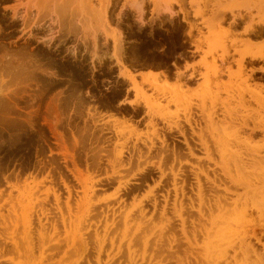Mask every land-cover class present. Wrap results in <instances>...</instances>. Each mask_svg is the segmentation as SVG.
Returning a JSON list of instances; mask_svg holds the SVG:
<instances>
[{"label": "rangeland", "instance_id": "rangeland-1", "mask_svg": "<svg viewBox=\"0 0 264 264\" xmlns=\"http://www.w3.org/2000/svg\"><path fill=\"white\" fill-rule=\"evenodd\" d=\"M21 1L23 2V4H21L22 3ZM26 1H27V5H26ZM33 1L34 0H31V2L29 0H18V1L17 0H0V67H1V69H2V67L3 68L5 67L4 68L5 70L3 69L4 71L3 70H1L2 72L0 71V73H1L0 77L3 75L0 78L1 79V81H0V91H1L0 92V207H1L0 213L4 214L7 221H9V222L5 223L6 221H4L0 217V225H1L0 226V232H2V233H0L1 234V236H0V249L2 250L1 252L3 254V255H1V253H0V256H2L1 257L2 259L0 258V263L1 264H8L10 262L9 264H35V263L36 264H98L97 263L98 253H96V250H98L99 244H102L103 249H102V253L100 256L101 264H128V262L130 263V256H131V258H133L135 263L138 262V264H159V260H161V258L159 257V255L157 254V250L155 249V247H156L155 246L156 245V242H155L156 239L155 238H156V235L158 234V227L162 223V222H160L162 220L160 219L161 215L159 212L161 211V207L163 206L162 204H165V202L163 201L164 196L168 195V199H169L168 216L169 217L173 216L171 212H172V203H173V198H174V192L172 190V185H171L172 181H173L171 171L172 170L174 172L175 171L176 172L182 171V173H184L185 175L188 176L189 168L198 171L197 167L198 168L203 167V169H205V168H207V164H208V166H211L212 168H214L213 164L210 165L207 162V160L205 158V154L200 153L198 151L195 153V155H196L195 157H190L189 155L177 153V152L175 153V156L173 154L171 155L170 153L172 151L170 150V145H169L170 137L174 136V135L175 136L177 135V137H178V135H180L181 131L184 132V135H187L188 128L190 126L192 128V131H194V132L199 131L198 133H193L194 135H196L193 137H195V139L198 142L200 140L201 145H202L203 141L209 142V144L213 145L214 141H213L212 137H215V136H216V138L218 137L217 134H219V133H217V131H220V130H218V127L222 129V131H220V132H223L224 127L227 125V127H226L227 133H230L234 129L233 126L237 125V123L235 124L234 122H236V120H237L236 118L239 117V116L237 117V114L234 113L235 109L236 110L238 109L237 112L239 111V107H238L239 103L237 102V100H238L237 91L234 89V92L232 93L233 95L235 94L234 100L233 99L230 100V102L234 103V104L230 103V105L232 104L231 107L232 106L234 107V110H232L231 117H228L226 119L232 120V118H233L235 120H233L231 122L229 120L227 122L226 119H224L227 116H225L223 118V116H224L223 112H222L223 109H221V106H219V105H221V99H223V97L227 94L225 93V95H224V93L222 91H220L221 89H219V86H218V85H220L219 82L222 84L224 83L226 85L227 84L230 85L232 83L230 86L233 85V88H235L236 86L240 87V84H241V87H244V86L246 87V85H249L250 87H252V86L256 87V86H254L255 82H258V83L261 82L262 84L264 83V74L262 72L258 73V71H257L254 74L250 73L251 68H253L255 66V65H253V63H246V66H247L245 69L246 72H243V75L245 73L244 78L248 74L253 75V78L248 80V83H250V84L245 83L243 81V79H244L243 77L241 78L242 80L232 78V79H230L232 81H230L229 77L227 79V76H224V75L221 76L222 78L221 77L215 78L212 76V78H211L212 81L209 85L211 87L210 88L211 93H213L211 95V97L213 98L215 93L218 94L217 98L214 97L215 103L216 102L217 103L214 104V109L212 110L211 109L212 104L210 102L211 100L208 97V96H210V93L207 95L204 94V91L206 90V87H205L206 79L203 76V74L206 73L208 70L204 66L205 64L202 62V59L205 56L204 52L208 51L209 46L207 45V43H206L207 41L203 37L205 36V34L209 35L210 32H209V29H207L205 27V25H203V22H204V20H207V19L214 20L211 17L214 18L215 15L217 16V17L215 16L216 19L217 18L220 19L219 17H221L223 15L222 22L220 23V25H222V27H219L218 30H217V28H214L213 30L211 29L212 33H210V34H211L212 38H214L215 35H213V34L215 32H217L215 34H217L218 37H222V38L226 37V38H223V40L225 41V43L227 44V46L229 48V57H228L229 62H226L221 67L226 68L227 65L230 66V64H231L232 70L236 71V69H238V66L236 65V62H234V61H236V59H238L240 57L239 51L241 52V51H245V50L249 49L248 45L245 43V40H244L245 38L246 39L250 38V39L256 41L255 43L257 44L258 49L261 48L262 46H264V34H261L259 31L258 32L257 31L256 32L251 31V33L247 34L244 32L245 27H243V26H245V24H247L246 26H249L250 23L248 24V22H251L253 15H255V13L258 14V12H257L258 6L257 5H260L261 4L260 2L261 1L263 2L264 0H261V1L260 0H255V1L243 0L244 2L242 0H237V1L236 0H231V1L230 0H228V1L227 0H223V1L221 0L220 1L221 3H219V4L217 3L218 1L214 2V0H192L193 1L192 5H190L191 0H183L182 6H178V5H174V4L172 5V10L175 13L177 11L176 15H174L173 17L169 14L162 13L163 11H159L158 9H155V7H158V6L153 7L155 4L152 5L151 0H144V1L139 0L140 3L142 2L143 10H145L144 13H142L141 15L139 13H137L138 11H136V9L133 8V7H136V3H139L138 0H111V5H110V8L108 9V19H109V22L111 23V25L116 30L113 27L111 28L108 26L109 27L108 28L109 33L112 32L110 34L111 37L109 35L110 38L106 36V34L104 33V31L102 29V23L104 21L102 20V22H100L99 21L100 18L94 14H93L94 15L93 16L92 13L89 12L88 9H87L88 11L86 12V10H85L86 7L84 5L86 3V1L84 4H82L83 0H81V1L74 0V2H73L74 8H73V6L71 7V5H73V4H72V2H70V0L69 1L67 0V2L65 1L66 3L64 1L61 2V0H58L59 1L58 3L56 1H51L52 2L51 3L50 0H49L50 3L47 2L48 0H38V3H36L37 0H35L36 2L35 1L33 2ZM98 1L99 0H92V4L95 5L94 7L96 9H97V7L98 8L100 7V4H98L99 3ZM158 1L161 2V0H158ZM196 1L198 4H194V3H196ZM229 1H230V3H229ZM245 1L248 3H246ZM251 1H252L251 4L254 5L255 2L257 4L254 6V8L252 9V13L250 14L252 17H250L249 13L246 15L245 10H242V9L239 10V8H240L239 6L241 5V3H242L243 7H246L248 4L250 5L249 2H251ZM29 2H30V5H29ZM32 2H33V4H31ZM54 2H55V4H54ZM132 2L135 5L133 7H131ZM188 2H190V4ZM199 2H200V4H199ZM47 3L49 5V7H47ZM56 3H57V6L58 5L60 6V4H61V7H62V5L64 6L63 3H65L66 8H68V6H69L68 4H70L69 8H71V9H65L63 7V12H65V11L66 12L61 13L62 12L61 7H60L61 9L60 8L57 9V6H53V4L56 5ZM224 3H226V6L222 7L224 5ZM235 3H237L239 8L237 6H234ZM45 4H46V7H45ZM216 4H217V7H214V6H216ZM28 5L30 6V8L33 6L32 7L33 9L32 8L27 9ZM78 5H80V6L78 7ZM97 5H99V6H97ZM218 5L221 7V8L219 7V9H218V11L220 10L219 12L217 11ZM261 5L259 6L260 13L264 11V8L262 7L264 4L262 6ZM16 6L18 7V9ZM20 6H22V7H20ZM38 6H40V7H38ZM41 6H42V8H41ZM163 6H165V5H163ZM200 6H201V8H200ZM230 6L234 9V13H235L236 17L234 15L232 16V14L228 13V12L222 14L223 12H221V11H223L224 8H226V10L228 8H231ZM15 7L17 10L15 9ZM210 7H211V10H210ZM234 7L235 8L237 7L238 9H235ZM243 7H241V8H243ZM44 8H48L47 10H48V13L51 14L50 16L48 13H44L45 11H47ZM153 8H154V11H152ZM203 8L206 10H203L202 16H195L194 17L195 11L198 9L202 10ZM213 8H214V11H213ZM13 9L17 14L15 12H13ZM36 9L42 10L43 14H42V11L40 12L41 13L40 14L38 12L39 10L37 11ZM73 9H75V11H73ZM221 9H223V10H221ZM49 10H51V11H49ZM137 10H138V8H137ZM23 11H24V13H23L24 16L22 14ZM52 11L56 12L57 15H56V13L52 14L53 13ZM71 11H73V12H71ZM211 11L214 12L213 15H210L212 13ZM32 12H33V14H32ZM74 12H75V15H77L76 17L74 15ZM76 12H78V13H76ZM182 12H183V14H182ZM216 12H218V14H215ZM239 12H240V15H243V18L240 17V15L238 14ZM35 13H36V15H35ZM38 13H39V15H38ZM18 14H19V16H17ZM21 14H22V17H21ZM46 14H47V16H46ZM70 14H72L74 16L72 17V15L70 16ZM78 14L79 15L81 14L80 16H81L82 21L86 20V23H84V24L82 23V24L84 26L86 24L87 27L89 26L88 27L89 31L87 30V27L80 25L81 22H79V24H78V21H76V20L80 19V16H78ZM82 14L84 17L88 14V16L85 17L86 19H84ZM262 14L261 15L264 17V12ZM26 15H30V17L31 16L32 17L30 18L29 16H26ZM157 15H158V17H157ZM37 16H39V17H37ZM56 16H57V19L59 18L58 19L59 21H57V19H55ZM139 16L140 17L142 16L141 20H143V21H141L139 19L140 18ZM25 17H26V19H25ZM47 17H48V19H46ZM50 17H52V18L49 19ZM70 17H72V18H70ZM95 17H97L98 19H96ZM27 18H29L30 22H28ZM41 18H44V19L42 20ZM233 18H234V21H233ZM253 18L258 20V18L255 16ZM53 19H55L56 21H54ZM74 19L76 22L72 21ZM81 19L79 21H81ZM87 19L89 20L88 23H87ZM22 20H24L25 23H27V24L29 23V26L27 27V24L24 25L25 23ZM49 20H52V21H49ZM231 20H232V22H231ZM41 22H42V24H41ZM76 23H77V25H76ZM191 23L197 25L198 29L194 28L191 30ZM35 24H37V25L34 26ZM93 24H94V26H93ZM189 24H190V26H189ZM80 26L81 27L83 26V28H81V30H80ZM97 26H100V27H98V29L101 28L100 31L98 29H96ZM223 26L225 28L226 27L227 28L225 29ZM93 27H96V28H93ZM110 28L113 30H111ZM189 28H190V34H189ZM199 28H201V29L199 30ZM256 28L258 29V27H256ZM49 29H50V31H49ZM51 29H53V30H51ZM94 29H95V31H94ZM223 29H225V31L228 29L227 34H225V31ZM229 29H230L232 34L234 31L233 35L230 34ZM242 29H243L244 33L242 32ZM57 30H58V32H57ZM84 30H86V32H88V33L90 32V30H92L90 32V34L94 33V32H95V34L97 33L96 38H93L95 36L94 34H92V36H90V34H87ZM115 31H117V32H115ZM228 31H229V33H228ZM52 32L54 33V35L53 34L51 35ZM66 32L67 33L69 32V33L67 34ZM83 32H85L86 34ZM119 32L121 33V40L120 41L122 43L121 57H122L123 62L129 68H131L134 72H136V70H138V69L153 70L155 68H160L164 72L163 74H164L165 80H162L164 82V84H165V82H167V84L170 85L169 87H172V85H173V87L178 85L177 90L179 88L182 90L183 89L182 86L186 87L182 90V91H184L185 97H186V94L189 93V91L191 93L194 92L193 94L187 95V96H189L187 98L189 99V101L191 103V105H190L191 112H190L189 108L185 109L184 105H180L178 107L174 104H169L166 109H164V107H163V109L158 108L159 111L156 109L160 113H166V112L173 113V115H171L172 118L169 116L170 118L168 117L169 119L167 118L168 119L167 121H169L170 123H173L175 125L179 122L177 125H180L182 127L179 126L178 129H175L176 127L172 126L171 131H170V129H168L170 126L167 123H165L160 117H158L157 112H154V114H156L155 116L154 115L152 116V114H149V116H148V113H144V112H147L148 109L146 107H144V105H142L143 104L142 98L136 96L135 92L130 89L131 87H129V85H128V80H126V79L122 78L120 75H118V73L120 71L118 69L119 66L115 62L116 59L113 57L114 48L112 45H114L113 44V42H114L113 36H117ZM56 33H57V35H56ZM47 34H49V35H48V38L46 39ZM78 34H79V37L77 36ZM86 35H88L90 38ZM104 35L106 36L107 41L105 40ZM42 36L45 37V39ZM236 36H238V37L236 38ZM51 37H53V38L51 39ZM229 37H232V39ZM94 39H96V42H97V49H94V47H93L94 41H92V40H94ZM111 39L113 40V42ZM230 39H231V41H230ZM82 40H83V42H82ZM234 40H236V42ZM241 40H243V41H241ZM197 41H199V44H201L202 51H196V46H194V45ZM229 43L231 44V46L229 45ZM84 44H85V46H84ZM259 46H261V47H259ZM232 47H234V48L232 49ZM252 49H255V48L253 47ZM188 50H195L196 52L193 54H190V53H188ZM236 50H238V51H236ZM91 51L95 54L94 56H92L93 54L91 53ZM96 53H98L99 55L97 56ZM220 54H222V52L220 50H217V51L214 50L213 54L207 56V58H206L207 62H209L208 64H210L213 59H215L217 63L222 64V61L220 60V57H221ZM14 55L20 56L19 58L17 57L18 60H12V58H13L12 56H14ZM101 55L102 56L104 55V56L102 57ZM107 55H110V56H107ZM179 55L183 56L185 60L177 59L176 57ZM190 55H193V57H190ZM10 57H12V58H10ZM198 58H199V61H196V59H198ZM7 59L9 60V64H6V63H8ZM13 59H15V57ZM23 59L25 62L24 64L26 65L27 68H24L25 66L23 64ZM10 61H11V63H10ZM16 61L22 62V65H20L21 63H19V62H17V63H19L17 65L24 66V67H17V65L15 66ZM26 61H28V62H26ZM191 61H193V63H190ZM29 62H31L30 65H28ZM182 62H185L186 66L187 65L189 66L188 68L186 67V69H190V68L193 69V72L191 74H194V76L192 78L190 77L191 74L188 78H186V76H184V74L181 72V70H179V68L181 69V63ZM171 63L174 64V66H172V67L178 66V68L176 67L178 70V79H177L176 83H174V84L171 83L172 78L169 75ZM7 65H10V66H7ZM11 66L15 67V68H19L20 72L23 71V68H24V71L21 72V74H20L18 69H17L18 71L14 70L15 68L13 69ZM35 66H37L36 68L44 69V71L42 70L43 73H41L42 72L41 70H40L41 72L36 71L34 68ZM256 66H259V64H257ZM10 67L12 68V71L14 70L13 73L11 72ZM31 67L34 70L29 69ZM6 68H8L9 70ZM247 68H249V69H247ZM6 70H7V72H6ZM25 70H27V73H28L27 76H26L27 73H25L26 72ZM47 72H49V73H47ZM50 72L53 73V75ZM30 73H31V75H30ZM55 73H56V75H55ZM48 74H50V75H48ZM197 75H199V84L197 86L193 87L194 86L193 82H194V80H196L195 78L197 77ZM165 76H166V78H165ZM4 78H6V79H4ZM219 78H221V80L222 79L223 80L222 81H216V80H219ZM147 79H149L150 82H148L149 80L147 81L145 78V79H143V81H141V83L142 82L144 83V85H143V83L142 84L140 83L141 86L145 90L147 89L146 92L149 95L154 94V93L156 94L157 91L154 89V87L152 88L153 84H151L153 81L152 80L153 78L147 77ZM136 80L138 82H140L137 78H136ZM156 81L159 84L162 83L160 85H164L163 82H160L161 79H159V77H157ZM224 81H226V82H224ZM228 82H230V83H228ZM252 82H253V84H252ZM181 84H182V86H181ZM212 84L215 87H213ZM234 84L236 86H234ZM147 85H148V87H147ZM179 85H180V87H179ZM201 85H203L204 87ZM230 86H228V87H230ZM220 87H224V86L220 85ZM215 88H217V89H215ZM186 89H188V90H186ZM263 89H264V87H262V90ZM175 90H176V88H175ZM153 91H155V92H153ZM186 91L188 93H186ZM218 91L220 94L218 93ZM132 93L135 94V99L128 101V104L131 105V107L129 109L122 107L121 101L127 100L132 95ZM158 93L156 94V96H155V94L153 95L156 97V100L162 106H163L164 102H165V104H167V102L170 100V94L166 93L167 96L164 97L166 99L165 100L164 98H162L163 94L159 93L160 94L159 95ZM202 95H203V98L205 95L206 100L202 99V97H201ZM8 96L10 99L8 98ZM172 96H174L173 99H175V93H172ZM227 96H225L224 98H226ZM74 99H75V101H74ZM161 99H163V100H161ZM218 99L220 101H218ZM202 100L203 101L205 100L204 101L205 103L202 102ZM203 103H204V105L206 104L205 106H207V104H208V106H207L208 110L206 108H204L205 106H203ZM194 104L196 107H194ZM235 104L238 108H236V106H234ZM209 105H211V106H209ZM215 105H217V107H215ZM246 106H249L251 108V110L253 109V107H254V109L257 107L255 105V103H253V102H250L249 105L246 104ZM199 108L201 109V111H205V109L207 110L206 112H204V115L201 114L203 112H201ZM250 108H249V110H250ZM95 110H97V111H95ZM219 110H221L220 111L221 113L219 112ZM240 110L241 111H239V114L242 112L243 109H240ZM211 112H213V113H212L211 119H210L208 115ZM243 112H244V110H243ZM206 113H209V114H206ZM145 114H147V115H145ZM213 114H214V116H213ZM234 114L236 117L234 116ZM93 115H95V116H93ZM189 115H190V117H189ZM6 116H9V117H6ZM219 116L222 117L224 120L222 118H220ZM95 117H98L99 119H97V118L94 119ZM148 118L150 119V121L153 120L152 122H154L156 124V132L157 133L155 134V138L153 136L154 135L153 131L151 132V130H153L152 129L153 127L148 125L149 124ZM194 118H195V120H194ZM207 118H209L210 121L207 120ZM215 118H219V120L216 119L218 123H216V120L214 122ZM188 119H189V121H188ZM221 119H222V121H221ZM93 120L94 121L98 120L99 123L95 124ZM115 120H119V122L120 121L121 122L126 121L127 125H129V124L131 125L132 123L133 124L135 123L134 126H137L136 127L137 130L133 131L130 128H125V127H123L124 125L121 122L119 124H118V122H114ZM185 120L187 122H185ZM220 121L222 122L223 126L221 123H219ZM237 121H240V119L238 118ZM110 122H114V124L110 123ZM128 122H130V123H128ZM187 123H190L192 126L190 124L187 125ZM207 123H209V124L212 123V124L207 125ZM224 123H225V125H224ZM230 123H234V124L233 125L231 124V127H230ZM114 125H116V127ZM117 125H119V127ZM198 125L200 127H198ZM212 125H213V127H212ZM217 125H219V126L216 127ZM103 126H105V128ZM195 126H197L198 128ZM111 127H113V129L115 131L112 130ZM202 127H203V130L201 129ZM208 127H209V129H208ZM215 127L217 128L216 130L213 129ZM229 128H232V129H229ZM121 129H123V132L118 133V131ZM200 130H202V131H200ZM207 130H209V131L214 130V131H211V133L209 132L210 133V135H209V133H207L208 132ZM131 131H132V135H130ZM99 132L100 133L102 132V134H99ZM114 132H116V133H114ZM204 132H206V133H204ZM135 133H137V134L135 135ZM161 133H163V134H161ZM199 133H200V135H199ZM212 133L214 135L216 133V135L213 136ZM115 134H117V135L115 136ZM149 134H150V136H149ZM157 135L159 136L158 138H157ZM118 136H120V138ZM203 136H204L205 140L201 139V138H203ZM210 136H211V138H210ZM148 138L153 139V140L155 139L154 140V142H155L154 147H153V149L149 155H147V152L149 151L148 147L151 145H149V142H148L149 139ZM257 138H255L256 140L254 139V143L257 141H258V143L262 142L260 140L261 136L258 138L259 140H257ZM160 139H164L165 144L161 145L163 140H160ZM179 139H182V138L179 137ZM118 140H121V141H118ZM125 141H127V142L124 143ZM95 143H97V144H95ZM101 143H103V145ZM120 143H124L123 147H124L125 156L123 157V163H125V165H127V167H128L129 163L131 162L128 169L121 170L122 174L125 172L124 173L125 175L123 174V178H125V180L124 179H121V180H124L123 182H125V181L129 182L128 186L130 188H133V190L129 191L128 193L125 191H122V192L119 191L118 192V190H122L121 187H118L119 183L117 181V179L119 178V180H120L121 177H118V178L116 177L115 178L116 180H115L112 177L111 167L109 166V164H107L108 159L114 158L112 156V154L114 155V152H113L114 148L119 149L120 145H118V144H120ZM99 144H101V145L98 146ZM116 144H117L118 148H116L117 147ZM143 144H145V145H143ZM136 147H137V149H136ZM197 147H199V146L197 145ZM98 152L102 156V158H101L102 161L99 162L100 165L98 164L99 166L94 161L95 156L97 154H99ZM139 152H141V154L143 156L146 155L144 157H147V158L143 157L144 160H142L139 164V167H143V166L147 167L146 168L147 177L145 179L142 176V174H139L136 171L138 169V163H139V161L137 160L139 158L138 157ZM65 153H67V154H65ZM72 157L75 159L76 167L74 166V163L72 161L73 160ZM130 157H131V160H129ZM136 157H137V159H136ZM161 157H164L163 160L160 159ZM154 159H156V160H154ZM157 159L159 160V162ZM197 159H199V160H197ZM146 161H147V163L145 164ZM173 161H174V164H172ZM182 161H184V162L182 163ZM186 161L187 162L189 161V163H187ZM152 162H153V165H152ZM150 163H151V165H150ZM160 163H161V167H162L163 171L166 173V176L164 178L160 177L161 172L158 169V166H159L158 164H160ZM194 165H196V166H194ZM136 166H137V168H136ZM191 166H192V168H191ZM76 168H78V169H76ZM143 168H141V169H143ZM177 169H179V170H177ZM157 170H158V173L154 174V172H156ZM132 171H134V172H132ZM217 171L220 174L221 170L217 169ZM232 173L234 174L233 171H232ZM2 175H3V177H2ZM156 175H158L160 178L156 177ZM185 175L183 176V178H185V181H186L185 197L183 198L184 199L183 201L185 204H188V203H190L188 197H191L195 200V206L198 207V204H197L198 197H196L197 195L195 194V193H197L196 180L193 179V180L188 181V177H186ZM151 176L154 178V180H151V178H150ZM6 177H7V179H6ZM211 177H213V176L211 175ZM77 178H78V180H77ZM79 178H81V180ZM20 179H21V181H20ZM63 180H65V182L67 184H69L70 189L72 190L70 199L68 198L69 195H68L67 191L65 192L66 189L63 188L64 187L63 183H62ZM78 181H80L81 183ZM160 181H161V184L159 187H157V184ZM190 181L191 182L194 181V183H191ZM42 182H43V184H42ZM137 183H139V184H137ZM190 183L192 184L191 188H193V192H192V189L189 188ZM37 184H39V185H37ZM83 184H84V186L85 185L86 186L84 187ZM93 184L95 186H97V189L95 190L94 193L90 194V191L87 192L88 190H86V189L91 188ZM10 185H15L18 188V190L10 188ZM87 186H88V188H87ZM39 187H41V188H39ZM49 188H50V190H49ZM84 188H86V189H84ZM46 189L48 192L46 191ZM31 190H32V194H33L32 198H33V196H34V198L32 199V201L30 203L31 205H30V204H28L27 198L18 197V195H20V194L25 195V194H27L28 191H31ZM53 190H55V191H53ZM167 190H169V193ZM232 191L233 192L236 191L235 193H237L238 191L239 192L243 191V189H240V188L239 189H232ZM10 192L12 193L13 198L15 197L14 199H9L10 198L9 197ZM41 192H42V194H41ZM239 192H238V194L243 193V192H240V193ZM38 193H39V195H37ZM52 193L56 194L60 198V203H61L60 207L62 209L61 212L59 210H57V205H56L57 203L55 202V198H54ZM86 193L90 194V197H89L90 201H86V200H89V199H87V196H85ZM161 194L162 195L164 194V196H162ZM133 195H134V197H133ZM38 196H39V198H38ZM229 196H231L233 198L236 197L235 194H232ZM35 197L38 198V200H40V201H43L44 199H46L45 206H44V202L37 201V199ZM42 197H43V199H42ZM44 197H46V198H44ZM131 198H132V200H131ZM67 199L70 200V207H68L65 203L67 201ZM103 200H104V202H103ZM156 200L158 201L159 206H158L157 211L154 212V208H153L152 204ZM11 201H12V203H11ZM86 202L87 203L90 202V203H88L87 206H84V204ZM41 203L43 205V211H45V212L41 211L39 208V206H41ZM80 204H81V206H80ZM133 204H134V206H133ZM206 204H207V200H206ZM33 205H34L33 212H36V214L33 217V221H34L33 226L31 228H26L28 226L24 225L23 218H22L24 215L23 212L26 211L27 209L30 210ZM110 205H111V207H113V209L115 207L114 210L117 212L116 218L118 220L115 221V225H114L115 227L112 226L114 228L111 227L107 232L106 221L103 217H102L103 219L101 218V210H102V208L104 210L107 206H110ZM122 205H124V206L122 207ZM119 206L122 207V209L119 208ZM206 206L203 207V210L205 211V216L207 218L205 217L206 220L202 219L201 222L202 221L205 222V223H203L206 225V226L204 225V227H206V229L210 230L211 225L208 222L209 218H211V215L212 216H214V214L217 215V212H215V213L213 212L214 214L209 213V215H210L209 216ZM12 207L15 208V211L17 213L12 212V210H13ZM78 207H79V209H78ZM44 208H46V209H44ZM87 209H89V210H87ZM125 210L127 211V213L131 212L130 213L131 217L130 216L128 217L129 221L125 218L127 215V213H125L126 212ZM139 210H140V212L142 210H147L145 213V217L146 216L147 217L146 218L144 217V220L142 218L143 217L142 215L138 216L139 214H141L140 212H138ZM9 211H10V214H9ZM40 211H41V214L39 213ZM11 212H12V214H11ZM120 213H122V215H123V213H125V214H124V216H122ZM7 214L12 215L11 218ZM6 215L8 217H6ZM119 215H120V217H119ZM111 216L112 215L110 214L108 222H110L112 220ZM133 217H135L136 219ZM138 217H140V219L142 218V220H141L142 224H141V222H139L140 219H137ZM197 217H198L197 214L194 213L193 216L190 217V219L192 218V219H194V221H197L198 223H200L197 220L198 219ZM78 218L80 219V221ZM99 218H101L102 220L100 219L101 220L100 221ZM130 218L134 219L133 220L134 223H133V221H131ZM149 218H151V219L149 220ZM38 219H40L42 226H45V230H43L44 233H43V231H41L39 229ZM125 219L127 220V222H125ZM122 220H123V223H122ZM163 220H166V219H163ZM15 221L17 223H15V226H13ZM63 221H65V223H63ZM130 221H131V223H130ZM146 221H147V223H146ZM149 221H150V223H149ZM80 222H82V224H79ZM100 222H101V224H100ZM104 222H105V224H104ZM154 222H155V224H153ZM163 222H165V221H163ZM128 223H130V224H128ZM143 223H144V225H143ZM151 223L153 226L149 227V226H151L150 225ZM159 223H160V225H158ZM198 223L193 225L192 222H190V221L188 222L187 230L189 229V237L190 238L192 236L190 234L193 232L192 230L196 229L195 231H199V230L204 229V227H200V225L198 226L197 225ZM126 224H128L129 226ZM134 224H135V227H133ZM156 224H157V226H156ZM140 225H142L141 228H140ZM145 225H146V228H145ZM75 226H77L78 229ZM103 226H105V227H103ZM154 226L156 228H154ZM192 226L194 229L192 228ZM6 227L10 230H7ZM80 227L82 229H80ZM122 227H123V229L121 230ZM129 227L133 231L131 229L129 231ZM48 228H49V230H48ZM75 228L77 230L80 229V231L84 233L85 238L88 242V247H87L88 250H87V252H85V254L83 252L81 253V251H83L82 249L79 252V250H80L79 247L81 246V248H84V247H82L83 245H79L80 243H79V241L77 242V240H75V237L73 239V235H74V233H76ZM150 228L152 230H150ZM153 228H154V230H153ZM179 228H180V226H179ZM190 228L192 230H190ZM30 229H31V232H30ZM141 229L145 230V232H146V234H148V236ZM14 230L16 232H13ZM120 230H121V235H119ZM139 230H140V232H139ZM148 230H150L151 232L149 233ZM45 231L47 232V235H45V233H46ZM211 231H209L210 236L213 235V233ZM29 232L32 233L31 235L29 234L31 237L27 236ZM97 232H98V234H100L102 236V237L98 236L99 240H97L96 235L94 234ZM105 232L107 234H105ZM136 232H138V233L135 235ZM9 233H11V234H9ZM24 234H26V235H24ZM49 234L51 237L49 236ZM142 234H144L145 237H143L144 235H142ZM169 234L171 235L172 233L170 231H166L165 239H164L165 253L167 252L166 249L169 247L168 242L170 241V238H171V236ZM14 235H15V237H14ZM38 235H39V237H38ZM127 235L129 238L127 237ZM166 236H167V238H166ZM177 236L179 238H181V240L184 241V243H186L185 240H183L185 238L183 237L180 229L177 233ZM5 237H7V238L10 237V238H12V240L10 238L7 239ZM42 237L46 240H44ZM53 237H54V239H53ZM146 237H148L150 239V240H148V242H149L148 246H145V243L143 240V239H146ZM206 237H207L206 235L203 237L201 235H199L198 243L203 242V241L205 242V240H203V239H205ZM30 238H32L34 241V242H32V245L34 244L32 250H30L31 248H29L32 246V245L30 246V242H31ZM23 239L25 240L26 243L24 242ZM36 239H39L40 241L42 240L43 243L45 241L46 242L48 241V242L44 243L46 245L45 246V245H43L42 242L40 243L38 240V242L40 244V245L39 244L38 245L40 246L39 248L41 249V250H39L38 246H37L38 242L36 241ZM50 239H53V240H50ZM67 239H68V241H67ZM101 239L104 241H102ZM141 239H142V241H141ZM99 241H100V243H99ZM105 241H106V243H104ZM204 242L202 244L201 243L199 244V246H198L200 249L199 251H202V249L204 247V246L202 247V245H204ZM97 243H98V246H97ZM17 244H19L20 246L19 245L17 246ZM41 245H43V246H41ZM55 245H57V246H55ZM22 246H23V248H22ZM75 246H77L78 248ZM184 246L187 247L186 244H184ZM24 247L26 248V250ZM41 247H43V248H41ZM48 247H49V249H48ZM14 248H16V249L14 250ZM62 248L65 249L66 251L63 250ZM73 248H76V249H73ZM27 249H28V251H27ZM37 249H38V251H37ZM44 249H46V250H44ZM77 249H79V250H77ZM16 250H17V252H16ZM48 250L51 252H49ZM62 250H63V253H62ZM67 250H69V251L72 250V251L70 254H68L69 251H67ZM75 250H76V257L74 256ZM25 251H26V253L24 254ZM32 251H33V253H32ZM45 251H46V253L43 254V252H45ZM118 252H120V253L118 254ZM52 253H53V255H52ZM78 253H80L79 254L80 256L77 255ZM108 255L113 257V258L109 257ZM3 256H5V257L3 258ZM25 256H26V258H25ZM27 256H29V257H27ZM30 256H31V258H30ZM36 256H37L38 260L36 259ZM39 256L41 258H43L44 260L41 259ZM45 256H46V258H45ZM144 257H145V259H144ZM156 258H157V260H156ZM106 262H108V263H106Z\"/></svg>", "mask_w": 264, "mask_h": 264}, {"label": "bare ground", "instance_id": "bare-ground-1", "mask_svg": "<svg viewBox=\"0 0 264 264\" xmlns=\"http://www.w3.org/2000/svg\"><path fill=\"white\" fill-rule=\"evenodd\" d=\"M18 1V0H17ZM30 2H31V0H29ZM35 1V0H34ZM33 1V2H34ZM51 1H56L57 3L59 2L58 0H50V2ZM67 2V0H61V2ZM69 1V0H68ZM79 1H81V0H79ZM85 1H86V3H85ZM144 1V0H143ZM152 1V5H154L153 7H155V6H158V7H155V9H158L159 11H163L162 13H164V14H169V15H171L172 17L174 16V15H176V13H177V11H176V13L172 10V5L174 4V5H178V6H182L183 5V0H161V2H159L158 0L156 1V0H151ZM215 1H218L217 3L219 4V3H221L220 1L221 0H214V2ZM223 1V0H222ZM228 1V0H227ZM231 1V0H230ZM230 1H229V3H230ZM237 1V0H236ZM235 1V2H236ZM243 1V0H242ZM253 1H255V0H253ZM261 1V0H260ZM22 2V1H21ZM20 2V3H21ZM30 2H29V5H30ZM33 2L31 3V4H33ZM36 2V1H35ZM48 3H50L49 2V0L47 1ZM60 2V3H61ZM65 2V3H66ZM70 2H72V4H73V2H74V0L72 1V0H70ZM69 2V3H70ZM99 3L98 4H100V7L98 8L97 6H99V5H97L96 7H97V9L94 7L95 5L94 4H92V0H83V2H82V4H84L85 5V10H86V12L89 10V12H91L92 13V15L94 14V15H96L97 17H99L100 19H99V21L100 22H102V20L105 22H103L102 23V29H103V31H104V33L106 34V36L107 37H109V35L112 33H109V27H113L112 25H111V23L109 22V19H108V9L110 8V5H111V0H99L98 1ZM134 2V1H133ZM131 3V7H133V6H135L134 5V3ZM137 2V1H136ZM138 2H139V0H138ZM190 2H191V4H190ZM190 2H188L190 5H192L193 4V1L191 0ZM201 2V1H200ZM200 2H199V4H200ZM203 2V1H202ZM205 2V1H204ZM213 2V1H212ZM225 2V1H224ZM244 2V1H243ZM246 2V1H245ZM264 2V1H263ZM262 1L260 2L261 4L263 3ZM36 3H38V0H37V2ZM48 3H47V7H49V5H48ZM52 3V2H51ZM57 3H56V5H54L55 4V2H54V4H53V6H57ZM65 3H63L64 4V6L62 5V7H61V4H60V6L58 5L57 6V9L58 8H60L61 9V13H65V12H63V7L65 8V9H71V8H69L70 7V4H68L69 6H68V8H66L65 7ZM79 3V2H78ZM77 3V4H78ZM246 3H248V2H246ZM245 3V4H246ZM250 3V7L248 6H246V7H243L242 6V3H241V5L238 7V5H237V3H235V5L234 6H237L238 8H239V10L240 9H242V10H245V12H246V15L249 13V15L252 13V9L254 8V6L255 5H257L256 4V2H255V4L253 5V4H251L252 3V1L251 2H249ZM21 4H23V2L21 3ZM20 4V5H21ZM76 4V3H75ZM194 4H198L197 3V1H196V3H194ZM213 4V3H212ZM240 4V3H239ZM259 4V3H258ZM260 4V5H261ZM264 4V3H263ZM262 4V5H263ZM19 5V4H18ZM26 5H27V1H26ZM25 5V6H26ZM28 5V8L27 9H29L30 8V6ZM38 5V4H37ZM163 5H165V6H163ZM203 5V4H202ZM210 5V4H209ZM253 7H252V6ZM260 5H257L258 6V10H257V12H258V14H256L255 13V15H253V17L255 16V17H257L258 18V20H256V19H254L251 15H250V17H252V19H251V22H248V24H249V26H246L247 24H245V26H243V27H245V33H247V34H249V33H251V31H254V32H260L261 34H264V17L262 16L263 14V8H264V5L261 7L262 9V11L263 12H261L260 13V9H259V6ZM32 6V5H31ZM67 6V5H66ZM73 6V8H74V4L73 5H71V7ZM77 6V5H76ZM80 5H78V7H79ZM212 6V5H211ZM214 6V5H213ZM222 6V5H221ZM224 6H226V3H224V5L222 6V7H224ZM232 6V5H231ZM230 6V7H231ZM245 6V5H244ZM17 7V6H16ZM16 7H15V9H16ZM20 7H22V6H20ZM24 7V6H23ZM33 7V6H32ZM31 7V8H32ZM38 7H40V6H38ZM45 7H46V4H45ZM199 7V6H198ZM214 7H217V4H216V6H214ZM219 5H218V8H217V11H218V9H219ZM235 8V9H238V8ZM241 7H243V8H241ZM30 8V9H31ZM41 8H42V6H41ZM40 8V9H41ZM134 9H136V11H138L137 13H139L140 15L142 14V13H144V11L145 10H143V8H142V2L140 3H136V7H133ZM137 8H138V10H137ZM180 8V7H179ZM200 8H201V6H200ZM221 8V7H220ZM17 9H18V7H17ZM16 9V10H17ZM33 9V8H32ZM44 9H48V8H44ZM88 9V10H87ZM209 9V8H208ZM37 11L39 10V9H36ZM84 10V11H85ZM203 10H206V9H198V10H196L195 11V15H194V17L195 16H202V14H203ZM210 10H211V7H210ZM221 10H223V9H221ZM42 10H39L38 12L40 13ZM49 11H51V10H49ZM70 11V10H69ZM73 11H75V9H73ZM73 11H71V12H73ZM80 11V10H79ZM140 11V12H139ZM152 11H154V8H153V10ZM213 11H214V8H213ZM216 11V10H215ZM220 11V10H219ZM218 11V12H219ZM13 12H15L14 11V9H13ZM53 12V11H52ZM81 12V11H80ZM83 12V11H82ZM85 12V13H86ZM212 12V11H211ZM218 12H216L215 14H218ZM221 12H223L222 14H224V13H226V12H228V13H231L232 14V16L234 15L235 17H236V15H235V13H234V9L231 7V8H228L227 10H226V8H224V10L223 11H221ZM237 12V11H236ZM16 13V12H15ZM14 13V14H15ZM24 13V11L22 12V14ZM37 13V12H36ZM36 13H35V15H36ZM39 13H38V15H39ZM44 13H48V10L47 11H45ZM56 12H53L52 14H55ZM69 13V12H68ZM76 13H78V12H76ZM90 13V14H91ZM152 13V12H151ZM194 13V12H193ZM213 13L214 12H212L210 15H213ZM17 14V13H16ZM15 14V15H16ZM20 14V13H19ZM19 14L17 15V16H19ZM22 14H21V17H22ZM32 14H33V12H32ZM41 14V13H40ZM42 14H43V11H42ZM49 14V13H48ZM59 14V13H58ZM153 14V13H152ZM157 14V13H156ZM182 14H183V12H182ZM214 14V15H215ZM239 15H240V12L238 13ZM254 14V13H253ZM262 14V15H261ZM51 14H49V16H50ZM56 15H57V13H56ZM72 14H70V16H71ZM74 15H75V12H74ZM74 15H72V17L74 16ZM81 15V14H80ZM79 14H78V16H80ZM93 15V16H94ZM13 16V15H12ZM23 16H24V14H23ZM26 16H29L30 17V15H26ZM46 16H47V14H46ZM45 16V17H46ZM48 16V17H49ZM55 16V15H54ZM77 15H75V17H76ZM82 16H83V14H82ZM86 16H88V14L86 15ZM85 16V17H86ZM209 16V15H208ZM216 16V15H215ZM214 16V18L213 17H211L212 19H214V20H211V19H207V20H204V22H203V25H205V27L207 28V29H209V32L210 33H212L211 31L214 29V28H217V30H218V28L219 27H222V25H220V23L222 22V19H223V15L221 16V17H219L220 19H216V17ZM238 16V15H237ZM32 17V16H31ZM30 17V18H31ZM37 17H39V16H37ZM41 17V16H40ZM44 17V18H45ZM48 17L46 18V19H48ZM72 17H70V18H72ZM84 17V16H83ZM84 17V19H86ZM97 17H95L96 19H98ZM140 17V16H139ZM138 17V18H139ZM142 17V16H141ZM139 18L140 20L142 19V18ZM157 17H158V15H157ZM184 17V16H183ZM240 17L241 18H243V15H240ZM44 18H41L42 20L44 19ZM52 17H50L49 19H51ZM93 18V17H92ZM91 18V19H92ZM21 19V18H20ZM25 19H26V17H25ZM28 19V22H30V20H29V18H27ZM55 19H57V16L55 17ZM55 19H53L54 21H56ZM59 19V18H58ZM57 19V21H59ZM78 19V18H77ZM80 19H81V16H80ZM79 19V20H80ZM83 19V20H84ZM183 19V18H182ZM232 19V18H231ZM32 20V19H31ZM70 20V19H69ZM79 20H76V21H78V24H79V22H81V24L80 25H83L84 23H86V20L85 21H82V19H81V21H79ZM93 20V19H92ZM24 23H25V21L24 20H22ZM45 21V20H44ZM49 21H52V20H49ZM53 21V22H54ZM72 21H75V19L74 20H72ZM75 21V22H76ZM97 21V20H96ZM141 21H143V20H141ZM187 21V20H186ZM185 21V22H186ZM233 21H234V18H233ZM250 21V20H249ZM32 22V21H31ZM68 22V21H67ZM89 22V20L87 19V23ZM94 22V21H93ZM230 22V21H229ZM231 22H232V20H231ZM23 23V24H24ZM59 23V22H58ZM83 23V24H82ZM92 23V22H91ZM95 23V22H94ZM144 23V22H143ZM205 23V24H204ZM246 23V22H245ZM27 23H25L24 25H26ZM40 24V23H39ZM41 24H42V22H41ZM40 24V25H41ZM51 24V23H50ZM55 24V23H54ZM100 24V23H99ZM37 24H35L34 26H36ZM47 25V24H46ZM58 25V24H57ZM76 25H77V23H76ZM101 25V24H100ZM29 26V23L27 24V27ZM39 26V25H38ZM84 26V25H83ZM83 26L81 27L80 26V30H81V28H83ZM93 26H94V24H93ZM109 26V27H108ZM189 26H190V24H189ZM26 27V26H25ZM24 27V28H25ZM60 27V26H59ZM58 27V28H59ZM77 27V26H76ZM84 27H87L86 26V24H85V26ZM89 27V26H88ZM88 27H87V30H88ZM98 27H100V26H97V28L96 27H93V28H96V29H98ZM224 27V26H223ZM256 27H258V29L256 28ZM40 28V27H39ZM51 28V27H50ZM92 28V29H93ZM110 28V29H111ZM114 28V27H113ZM194 28H196V29H198V27H197V25H195V24H193V23H191V30L192 29H194ZM225 28V27H224ZM227 28V27H226ZM225 28V29H226ZM257 30H256V29ZM57 29V28H56ZM86 29V28H85ZM100 29L101 28H99L98 30L100 31ZM115 29V28H114ZM201 28H199V30H200ZM212 29V30H211ZM222 29V28H221ZM225 29H223L224 31H225ZM244 29V28H243ZM243 29H242V32H243ZM24 30V29H23ZM51 30H53V29H51ZM60 30V29H59ZM69 30V29H68ZM83 30V29H82ZM111 30H113V29H111ZM116 30V29H115ZM119 30V29H118ZM117 30V31H118ZM216 30V29H215ZM216 30V31H217ZM228 30V29H227ZM227 30L225 31V34H227ZM49 31H50V29H49ZM70 31V30H69ZM85 32H86V30H84ZM89 31V30H88ZM92 30H90V32H91ZM94 31H95V29H94ZM97 31V30H96ZM102 31V32H103ZM117 31H115V32H117ZM120 31V30H119ZM229 31H230V29H229ZM229 31H228V33H229ZM29 32V31H28ZM54 32V31H53ZM51 33V35L53 34L54 35V33ZM57 32H58V30H57ZM75 32V31H74ZM85 32H83V33H85ZM90 32L88 33V32H86L87 34H90ZM187 32V31H186ZM199 32V31H198ZM201 32V31H200ZM215 32V31H214ZM213 32V33H214ZM222 32V31H221ZM237 32V31H236ZM235 32V33H236ZM243 32V33H244ZM62 33V32H61ZM67 33V32H66ZM69 33V32H68ZM67 33V34H68ZM85 33V34H86ZM120 33V32H119ZM118 33V35L117 36H113V38H114V42H113V40H112V42H113V44L114 45H112L113 46V48H114V53H113V57L116 59V63H117V65L119 66V73H118V75H120L122 78H124V79H126V80H128V81H130L131 82V84H132V87L130 88L131 90H133L134 92H135V94H136V96H138V97H140V98H142V100H143V104L142 105H144V107H146L148 110H147V112H144V113H148V116H149V114H152V116L154 115H156V114H154V112H157V114H158V117H160L165 123H167L170 127L168 128V129H170V131H171V127L172 126H174V127H176L175 129H178V127L180 126V125H175V124H173V123H170L169 121H167L170 117H171V115H173V113H171V112H166V113H160V112H158L159 111V109L158 108H162L163 109V107H164V109H166L167 108V106L169 105V104H174V105H176V106H180V105H184V108L185 109H190V105H191V103H190V101H189V99L187 98V97H189V96H187L188 94L190 95V94H193V93H191L190 91H189V93L186 91V93H188V94H186V97H185V94H184V91H182L184 88H186V87H183L182 86V84H181V86H182V90L180 89H178L177 90V86L178 85H176L175 87H173V85H172V87L174 88H172V87H169L170 85L169 84H167V82H165V84H164V82L161 80L160 82H163V84L164 85H160V84H162V83H157V81H156V79H157V77L159 76V74L158 73H153L152 71H150L147 75H146V80L148 81L149 79H147V77H148V75H149V77L150 78H153L152 80V83L151 84H153V86H152V88L154 87V89L157 91L156 92V94L159 92V93H162L163 95H162V98H164V97H166L167 95H166V93H169L170 94V100L167 102V104H165V102H164V104H163V106L156 100V94H155V96H153L154 94H148L147 92H146V90L141 86V84L143 83H141V81L140 82H138L137 80H136V77H135V73H134V71L131 69V68H129L124 62H123V60H122V57H121V49H122V43H121V33L119 34ZM188 33V32H187ZM209 33V35H206L205 34V36L203 37L207 42V45L209 46V49H208V51L207 52H204V54H205V56L203 57V59H202V62L205 64L204 66L207 68V72L206 73H204L203 74V76L205 77V79H206V82H205V87H206V90L204 91V94L205 95H207V94H209L210 93V96H208L209 97V99L211 100H209L210 102H211V104H212V107H211V109L213 110L214 109V104H216L215 103V98L214 97H216L217 98V95L218 94H214V97L212 98L211 97V95L213 94V93H211V90H210V83H211V78H212V76L213 77H215V78H218V77H221V76H227V79H228V77H229V80L230 79H232V78H236V79H241L242 77L244 78V75H245V73H244V75H243V72H246L245 71V69H246V63H253V65H255L253 68H251V70H250V73H252V74H254L255 72H262L263 74H264V46H259V47H261V48H257V44L255 43L256 41H254V40H252V39H250V38H245L244 40H245V43L248 45V47H249V49H247V50H245V51H239V53H240V57L238 58V59H236V61H234V62H236V65L238 66V69H236V71H233L232 70V67H231V64H230V66H228L227 65V67L226 68H222L221 66L222 65H224L226 62H229L228 61V57H229V48H228V46H227V44L225 43V41L223 40V38H226V37H218L217 36V34H215V33H217V32H215L213 35H215L214 36V38H212L211 37V34ZM84 34V35H85ZM92 34H94L95 36L93 37V38H96V34H95V32L94 33H91L90 34V36H92ZM117 34V33H116ZM189 34H190V28H189ZM230 34L231 35H233L234 34V31H233V34L231 33V31H230ZM229 34V35H230ZM238 34V33H237ZM254 34V33H253ZM45 35V34H44ZM48 35L49 34H47V37H46V39L48 38ZM50 35V36H51ZM56 35H57V33H56ZM228 35V36H229ZM49 36V37H50ZM68 36V35H67ZM78 37H79V34L77 35ZM86 36H88V35H86ZM102 36V35H101ZM106 36L104 35V37H105V40H106ZM202 36V35H201ZM43 37V36H42ZM89 37V36H88ZM110 37H111V35H110ZM109 37V38H110ZM235 37V36H234ZM238 36H236V38H237ZM247 37V36H246ZM44 39H45V37H43ZM53 37H51V39H52ZM83 38V37H82ZM85 38V37H84ZM90 38V37H89ZM92 38V39H93ZM228 38V37H227ZM229 38H231L232 39V37H229ZM38 39V38H37ZM43 39V40H44ZM78 39V38H77ZM76 39V40H77ZM202 39V38H201ZM231 39H230V41H231ZM240 39V38H239ZM263 39V38H262ZM41 41V40H40ZM47 41V40H46ZM50 41V40H49ZM81 41V40H80ZM92 41H94V45H93V47H94V49H97V42H96V39H94V40H92ZM107 41V40H106ZM235 42H236V40H234ZM241 41H243V40H241ZM240 41V42H241ZM263 41V40H262ZM51 42V41H50ZM49 42V43H50ZM82 42H83V40H82ZM238 42V41H237ZM261 42V41H260ZM92 43V42H91ZM244 43V42H243ZM242 43V44H243ZM83 44V43H82ZM229 45L231 46V44L229 43ZM244 45V44H243ZM84 46H85V44H84ZM194 46H196V51H202V46H201V44H199V41H197L196 43H195V45ZM255 48V49H252V48ZM74 48V47H73ZM234 47H232V49H233ZM236 48V47H235ZM239 48V47H238ZM93 49V50H94ZM217 51V50H220L221 52H222V54H220L221 55V57H220V60L222 61V64H219V63H217L216 62V60L215 59H213L212 60V62L210 63V64H208L209 62H207V60H206V58H207V56H209V55H212L213 54V51ZM236 51H238V50H236ZM233 52V51H232ZM231 52V53H232ZM91 53L93 54L92 56H94L95 54L91 51ZM235 53V52H234ZM16 55V54H15ZM12 56L13 58L15 57V59H13L12 57H10V58H12V60H18L17 59V57L19 58L20 56ZM96 55L98 56L99 54L98 53H96ZM22 56V55H21ZM24 56V55H23ZM102 56V55H101ZM104 56V55H103ZM102 56V57H103ZM107 56H110V55H107ZM27 58V57H26ZM30 58V57H29ZM92 58V57H91ZM94 58V57H93ZM112 58V57H111ZM235 58V57H234ZM22 59V58H21ZM101 59V58H100ZM8 60V59H7ZM28 60V59H27ZM99 60V59H98ZM185 60V59H184ZM232 61V60H231ZM17 62H19V63H21L20 65H22V62H20V61H16L15 62V66L17 65V64H19V63H17ZM26 62H28V61H26ZM101 62V61H100ZM99 62V63H100ZM10 63H11V61H10ZM25 62H24V59H23V64H24ZM30 63L31 62H29V64L28 65H30ZM233 63V62H232ZM2 64V63H1ZM6 64H9V60H8V63H6ZM27 64V63H26ZM172 64V63H171ZM257 64H259V66H256ZM3 65V64H2ZM14 65V64H13ZM12 65V66H13ZM37 65V64H36ZM174 65V64H173ZM5 66V65H4ZM7 66H10V65H7ZM6 66V67H7ZM11 66V67H12ZM25 66V67H24ZM24 66H19V65H17V67H24V68H27L26 67V65L24 64ZM10 67V68H11ZM37 66H35L34 68H35V70L36 71H39V72H41L42 70L44 71V69H39V68H36ZM39 67V66H38ZM177 68H178V66H176ZM187 68L189 67L188 65L186 66ZM5 68V67H4ZM3 67H2V69H1V67H0V71L1 70H3L4 69ZM9 68V67H8ZM8 68H6V69H8ZM13 69L15 68V67H12ZM12 68H11V72L13 73V71L14 70H19V72H20V69L19 68H15L13 71H12ZM24 68H23V71H24ZM44 68V67H43ZM236 68V67H235ZM29 69H32V67L31 68H29ZM38 69V70H37ZM247 69H249V68H247ZM5 70V69H4ZM3 70V71H4ZM9 70V69H8ZM17 70V71H18ZM22 70V69H21ZM32 70H34V69H32ZM31 70V71H32ZM41 70V71H40ZM150 70V69H149ZM179 70H181L180 68H179ZM185 70V69H184ZM23 71H21V72H23ZM26 72L25 73H27V70H25ZM29 71V70H28ZM43 71L41 72V73H43ZM50 71V70H49ZM148 70H146V72H147ZM2 72V71H1ZM6 72H7V70H6ZM10 72V71H9ZM21 72H20V74H21ZM46 72V71H45ZM160 72V71H159ZM47 73H49V72H47ZM51 73V72H50ZM164 73V72H163ZM163 73L161 72L160 74H162L163 75ZM181 73V72H180ZM1 74V73H0ZM10 74V73H9ZM52 75H53V73H51ZM247 74V73H246ZM252 74H248L244 79H243V81L245 82V83H248V80L249 79H252L253 78V75ZM8 75V74H7ZM18 75V74H17ZM28 75V73L26 74V76ZM30 75H31V73H30ZM46 75V74H45ZM48 75H50V74H48ZM55 75H56V73H55ZM139 75V74H138ZM177 75V74H176ZM3 76V75H2ZM1 76V77H2ZM25 76V75H24ZM25 76V77H26ZM194 76V74H191V78ZM0 77V78H1ZM144 77V76H143ZM148 77V78H149ZM188 77V76H187ZM186 77V78H187ZM198 77V76H197ZM24 78V77H23ZM141 78V77H140ZM165 78H166V76H165ZM174 78H176V77H174ZM222 78V77H221ZM221 78H219V80H216V81H222L221 80ZM3 79V78H2ZM4 79H6V78H4ZM160 79V78H159ZM197 79V78H196ZM142 80V79H141ZM165 80V79H164ZM167 80V79H166ZM180 80V79H179ZM215 80V79H214ZM242 80V79H241ZM0 81H1V79H0ZM3 81V80H2ZM145 81V80H144ZM175 81V80H174ZM174 81H172V83L174 82ZM230 81H232V80H230ZM234 81V80H233ZM236 81V80H235ZM148 82H150V80L148 81ZM176 82V81H175ZM224 82H226V81H224ZM238 82V81H237ZM240 82V81H239ZM254 82V81H253ZM253 82H252V84H253ZM141 83V84H140ZM146 83V82H145ZM178 83V82H177ZM182 83V82H181ZM185 83V82H184ZM183 83V84H184ZM228 83H230V82H228ZM235 83V82H234ZM242 83V82H241ZM244 83V84H245ZM180 84V83H179ZM196 84H197V81H196ZM214 84V83H213ZM212 84V85H213ZM219 84L220 85H223L224 87H220V85H218L219 86V89H221L220 91H222L223 93H224V95H225V93L228 95H225V96H227L226 98H224L223 97V99H221V105H219V106H221V109H223V118L225 117V116H227V117H225L224 119H226V118H228V117H231V115H232V110H234V107L232 108L231 107V105L232 104H234V103H232V102H230V100L231 99H233L234 100V95L232 94L233 92H234V89L237 91V97H238V100H237V102L239 103V111H241L240 109H243L244 110V112H243V110H242V112L239 114V111L237 112V110L235 109L234 111V113L235 114H237V117L240 119V121H237L238 120V118H236L237 120H236V122H234L235 124L237 123V125H235V126H233L234 127V129L232 130V132H230V133H227V125L224 127V129H223V132H220V131H222V129L221 128H219L218 126L219 125H217L216 127H218V130H220V131H217V133H219V134H217L218 135V137L216 138V133H215V135L213 134V136H215V137H212V139H213V145H211V144H209V142H206V141H203V143H202V145H201V148L202 147H204V151H203V153L205 154V158H206V160H207V162L211 165V164H213L214 165V168H212L211 166H208V164H207V168H205V169H203V167H201V168H198L197 167V170L198 171H196V170H194V169H191V174H192V176H193V178L196 180V184H197V193H195L197 196L196 197H198V202H197V204H198V207H196L195 206V200L193 199V198H191V197H188V199H189V201H190V203H188V204H185L184 203V197H185V185H186V181H185V178H183V176L185 175L184 173H182V171H178V172H174L172 169V190H173V192H174V198H173V203H172V217H169L168 216V213H169V211H168V205H169V199H168V195L167 196H164V194L162 195V196H164V202H165V204H162L161 206V211L159 212L160 213V215H161V220L162 221H160V222H162L161 223V225H160V223L158 224V225H160L159 227H158V234L156 235V247H155V249L157 250V254L159 255V257L161 258V260H159V264H264V89L262 90V87H264V83L262 84L261 82L260 83H258V82H255L254 83V86H256V87H250L249 85H246V87L244 86V87H241V84H240V87H237L235 84H234V86H236L235 88H233V85L232 86H230L229 84H222V83H220L219 82ZM238 84V83H237ZM243 84V83H242ZM248 84H250V83H248ZM143 85H144V83H143ZM3 86V85H2ZM189 86V85H188ZM201 86H203V85H201ZM200 86V87H201ZM227 86V87H226ZM228 86H230V87H228ZM145 87V86H144ZM147 87H148V85H147ZM179 87H180V85H179ZM192 87V86H191ZM194 87V86H193ZM204 87V86H203ZM213 87H215L214 85H213ZM175 88H176V90H175ZM149 89V88H148ZM215 89H217V88H215ZM186 90H188V89H186ZM213 90V89H212ZM128 91V90H127ZM1 92V91H0ZM153 92H155V91H153ZM213 92V91H212ZM221 92V93H222ZM158 93V94H159ZM172 93H175V99H173V97L174 96H172ZM218 93H219V91H218ZM4 94V93H3ZM220 94V93H219ZM2 95V94H1ZM78 95V94H77ZM160 95V94H159ZM205 95H204V98H203V95L201 96L202 97V99H205L206 100V97H205ZM6 96V95H5ZM223 96V95H222ZM230 96V97H229ZM8 98H9V96H8ZM159 98V97H158ZM157 98V99H158ZM161 98V97H160ZM187 98V99H186ZM221 98V97H220ZM236 98V97H235ZM10 99V98H9ZM77 99V98H76ZM165 99V98H164ZM208 99V98H207ZM161 100H163V99H161ZM160 100V101H161ZM166 100V99H165ZM204 100V101H205ZM12 101V100H11ZM74 101H75V99H74ZM203 100H202V102H204ZM218 101H220L219 99H218ZM235 102V101H234ZM250 102H253V103H255V105L257 106L255 109H254V107H253V109L251 110V108L249 107V106H246V104H248L249 105V103ZM73 103V102H72ZM205 103V102H204ZM204 103H203V106H205L204 105ZM219 103V102H218ZM230 103H232L231 105H230ZM173 105V106H174ZM207 106H208V104H207ZM207 106H205L204 108H206L207 109ZM209 106H211V105H209ZM234 106H236V104L234 105ZM194 107H196L195 106V104H194ZM215 107H217V105H215ZM237 106H236V108H238ZM220 108V107H219ZM249 108H250V110H249ZM92 109V108H91ZM158 111H157V110ZM161 109V110H162ZM184 109V110H185ZM200 109V108H199ZM205 109V111H201V109H200V111L201 112H203V113H201V114H203L204 115V112H206L207 110ZM210 109V108H209ZM210 109V110H211ZM216 109V108H215ZM160 110V111H161ZM95 111H97V110H95ZM164 111V110H163ZM187 111V110H186ZM221 110H219V112H220ZM55 112V111H54ZM57 112V111H56ZM189 112V111H188ZM190 112H191V109H190ZM209 112V111H208ZM212 113L213 112H211L210 114L209 113H206V114H209L208 116H209V118L211 119V115H212ZM221 113V112H220ZM198 114V113H197ZM215 114V113H214ZM214 114H213V116H214ZM235 114H234V116H235ZM3 115V114H2ZM144 115V114H143ZM145 115H147V114H145ZM93 116H95V115H93ZM147 116V117H148ZM170 116V117H169ZM177 116V115H176ZM207 116V117H208ZM233 116V117H234ZM6 117H9V116H6ZM169 117V118H168ZM189 117H190V115H189ZM217 117V116H216ZM220 117V116H219ZM236 117V116H235ZM93 118V117H92ZM99 119L98 117H95L94 119ZM123 118V117H122ZM121 118V119H122ZM150 118V117H149ZM148 118V119H149ZM156 118V117H155ZM168 118V119H167ZM172 118V117H171ZM187 118V117H186ZM193 118V117H192ZM206 118V117H205ZM209 118H207V120H209L210 121V119ZM220 118H222V117H220ZM222 118V119H223ZM219 120V118H215L214 119V122H215V120ZM222 119H221V121H222ZM223 119V120H224ZM161 120V121H162ZM194 120H195V118H194ZM213 120V119H212ZM217 120H216V123H218L217 122ZM230 120V119H229ZM229 120H227L226 119V121L228 122ZM233 120H235V119H233L232 118V120H230V122L231 121H233ZM94 121V120H93ZM98 121V120H97ZM97 121H94V123L96 124V123H99V121L97 122ZM147 121V120H146ZM153 120H151L150 121V119H149V124L148 125H150V126H152L151 128L153 129V130H151V132L153 131V136H154V138H155V134L157 133L156 132V124L154 123V122H152ZM171 121V120H170ZM188 121H189V119H188ZM199 121V120H198ZM219 122V123H221L222 124V122ZM114 122H118V124L121 122H119V120H115ZM114 122H110V123H113L114 124ZM185 122H187L186 120H185ZM196 122V121H195ZM194 122V123H195ZM224 122V121H223ZM123 125V127H125V128H130L131 130H133V131H136L137 130V126H134V124L132 123L131 125L129 124V125H127V122L125 121V122H121ZM128 123H130V122H128ZM175 123V122H174ZM204 123V122H203ZM234 123H230V127H231V124L233 125ZM145 124V123H144ZM173 124V125H172ZM188 124H190V123H187V125ZM199 124V123H198ZM206 124V123H205ZM209 123H207V125H208ZM210 124H212V123H210ZM209 124V125H210ZM98 125V124H97ZM100 125V124H99ZM182 125V124H181ZM191 125V124H190ZM195 125V124H194ZM215 125V124H214ZM224 125H225V123H224ZM96 126V125H95ZM115 127H116V125H114ZM118 127H119V125H117ZM192 126V125H191ZM222 126H223V124H222ZM104 128H105V126H103ZM114 127V128H115ZM122 127V128H123ZM180 127H182V126H180ZM195 127H197V126H195ZM198 127H200L199 125H198ZM197 127V128H198ZM211 127V126H210ZM212 127H213V125H212ZM213 128L214 130H216L217 128ZM229 127V126H228ZM95 128V127H94ZM112 128V130H114L113 129V127H111ZM190 128V127H189ZM97 129V128H96ZM103 129V128H102ZM101 129V130H102ZM202 130H203V127L201 128ZM206 129V128H205ZM208 129H209V127H208ZM229 129H232V128H229ZM100 130V131H101ZM109 130V129H108ZM183 130V129H182ZM199 130V129H198ZM202 130H200V131H202ZM214 130H211V131H214ZM103 131V130H102ZM115 131V130H114ZM179 131V130H178ZM192 131V130H191ZM208 132L207 133H211V131H209V130H207ZM121 132H123V129H121V130H119L118 131V133H121ZM126 132V131H125ZM124 132V133H125ZM138 132V131H137ZM199 132V131H198ZM198 132H194L193 131V133H198ZM114 133H116V132H114ZM159 133V132H158ZM180 133V132H179ZM192 133V132H191ZM192 133V134H193ZM203 133V132H202ZM201 133V134H202ZM204 133H206V132H204ZM210 133H209V135H210ZM99 134H102V132L100 133L99 132ZM137 133H135V135H136ZM139 134V133H138ZM161 134H163V133H161ZM183 135L184 136V132L183 131H181V133H180V135ZM117 134H115V136H116ZM119 135V134H118ZM130 135H132V131L130 132ZM140 135V134H139ZM199 135H200V133H199ZM204 135V134H203ZM100 136V135H99ZM125 136V135H124ZM134 136V135H133ZM149 136H150V134H149ZM207 136V135H206ZM205 136V137H206ZM261 136V141L262 142H259L258 143V141L257 142H255L254 143V139L255 138H259ZM97 137V136H96ZM119 138H120V136H118ZM159 136L157 135V138H158ZM163 137V136H162ZM124 138V137H123ZM127 138V137H126ZM150 138V137H149ZM148 138V139H149ZM156 138V139H157ZM198 138V137H197ZM210 138H211V136H210ZM257 138V140H259ZM105 139V138H104ZM199 139V138H198ZM202 140H205V138H204V136H203V138H201ZM99 140V139H98ZM103 140V139H102ZM109 140V139H108ZM129 140V139H128ZM155 140V139H154ZM154 140L153 139H149L148 140V142H149V145H151V146H149L148 147V152H147V155H149L150 153H151V151H152V149H153V147H154V144H155V142H154ZM158 140V139H157ZM160 140H163L162 141V143H161V145L162 144H165V141H164V139H160ZM185 140V139H184ZM256 140V139H255ZM97 141V140H96ZM105 141V140H104ZM103 141V142H104ZM118 141H121V140H118ZM143 141V140H142ZM147 141V140H146ZM159 141V140H158ZM186 141V140H185ZM185 141H183L184 143H186ZM77 142V141H76ZM127 141H125L124 143H126ZM202 142V141H201ZM78 143V142H77ZM108 143V142H107ZM106 143V144H107ZM114 143V142H113ZM119 143V142H118ZM124 143H120V144H118V145H120V147H119V149H115L114 148V155L112 154V156L114 157L113 159H108V163L107 164H109V166L111 167V171H112V177L115 179L116 177L118 178V177H121L120 178V180H119V178L117 179V181H118V183H119V185H118V187H121L122 188V190H118V192L119 191H125V192H129V191H132L133 190V188H130L129 186H128V183L129 182H123L124 180H125V178H123V174L125 173H123L122 174V172H121V170H125V169H128L129 168V166H130V163H129V165H128V167H127V165H125V163H123V157L125 156V152H124V147H123V144ZM195 143H197V141L195 142ZM199 143H200V140H199ZM198 143V144H199ZM95 144H97V143H95ZM94 144V145H95ZM102 145H103V143H101ZM101 144H99L98 146H100ZM167 144V143H166ZM188 144V143H187ZM143 145H145V144H143ZM200 145V144H199ZM116 146H117V144H116ZM148 146V145H147ZM167 146V145H166ZM145 147V146H144ZM160 147V146H159ZM174 147V146H173ZM187 147V146H186ZM189 147V146H188ZM101 148V147H100ZM116 148H118V146L116 147ZM196 148V147H195ZM136 149H137V147H136ZM139 149V148H138ZM141 149V148H140ZM161 149V148H160ZM102 150V149H101ZM92 151V150H91ZM100 151V150H99ZM126 151V150H125ZM137 151V150H136ZM160 151V150H159ZM188 151H189V149H188ZM67 152V151H66ZM127 152V151H126ZM134 152V151H133ZM99 153V152H98ZM104 153V152H103ZM137 153V152H136ZM174 153V152H173ZM172 153V154H173ZM178 153V152H177ZM190 157H195L196 155H195V153L193 152V150L190 148ZM65 154H67V153H65ZM133 154V153H132ZM145 154V153H144ZM159 154V153H158ZM162 154V153H161ZM65 156V155H64ZM138 156V155H137ZM144 156H146V155H144ZM142 154H141V152H139V158L137 159V157H136V159L139 161V163H138V169L136 170L139 174H142V176L144 177V179L147 177V171H146V166H143V167H139V164H140V162L142 161V160H144L143 159V157H144ZM174 156H175V154H174ZM173 156V157H174ZM172 157V158H173ZM200 157V156H199ZM102 156L100 155V153L99 154H97L96 156H95V162H96V164L98 165L99 164V162L100 161H102ZM144 158H147V157H144ZM159 158V157H158ZM163 158L164 157H161L160 159L161 160H163ZM175 158V157H174ZM173 158V159H174ZM204 158V159H205ZM72 161H73V163H74V166L76 167V162H75V159L72 157ZM179 159V158H178ZM201 159V158H200ZM129 160H131V157H130V159ZM154 160H156V159H154ZM158 160V159H157ZM197 160H199V159H197ZM106 161V160H105ZM151 161V160H150ZM127 162V161H126ZM158 162H159V160H158ZM184 161H182V163H183ZM187 162V161H186ZM198 162V161H197ZM102 163V162H101ZM147 163V161L145 162V164ZM187 163H189V161L187 162ZM191 163V162H190ZM144 164V165H145ZM172 164H174V161H173V163ZM181 164V163H180ZM192 164V163H191ZM195 164V163H194ZM100 165V164H99ZM98 165V166H99ZM150 165H151V163H150ZM152 165H153V162H152ZM159 166H158V169H159V171L161 172V174H160V177L161 178H164L165 176H166V173L163 171V169H162V167H161V163L160 164H158ZM179 165V164H178ZM182 165V164H181ZM180 165V166H181ZM193 165V164H192ZM172 166V165H171ZM194 166H196V165H194ZM193 166V167H194ZM78 167V166H77ZM109 167V168H110ZM157 167V166H156ZM170 167V166H169ZM173 167V166H172ZM66 168V167H65ZM136 168H137V166H136ZM141 168H143V169H141ZM178 168V167H177ZM191 168H192V166H191ZM76 169H78V168H76ZM190 169V168H189ZM217 169H219V170H221V172H220V174H219V172L217 171ZM96 170V169H95ZM177 170H179V169H177ZM76 171V170H75ZM78 171V170H77ZM146 171V172H145ZM158 171V170H157ZM232 171L234 172V174L232 173ZM74 172V171H73ZM95 172V171H94ZM132 172H134V171H132ZM170 172V173H171ZM75 173V172H74ZM80 173V172H79ZM96 173V172H95ZM189 173H190V171H189ZM17 175V174H16ZM125 175V174H124ZM127 175V174H126ZM211 175L213 176V177H211ZM18 176V175H17ZM16 176V177H17ZM186 177H187V175H185ZM2 177H3V175H2ZM159 177V178H160ZM63 178V177H62ZM110 178V177H109ZM5 179V178H4ZM6 179H7V177H6ZM5 179V180H6ZM10 179V178H9ZM16 179V178H15ZM80 180H81V178H79ZM83 179V178H82ZM121 179H124V180H121ZM74 180V179H73ZM77 180H78V178H77ZM116 180V179H115ZM18 181V180H17ZM20 181H21V179H20ZM83 181V180H82ZM109 181V180H108ZM61 182V181H60ZM68 182V181H67ZM78 182H80V181H78ZM86 182V181H85ZM62 183H63V188H65L66 189V191H67V193H68V195H69V199H70V197H71V192H72V190L70 189V186H69V184H67L66 182H65V180H63L62 181ZM61 183V184H62ZM81 183V182H80ZM42 184H43V182H42ZM160 184H161V181L160 182H158V184H157V187H159L160 186ZM37 185H39V184H37ZM79 185V184H78ZM82 185V184H81ZM31 186V185H30ZM83 186H84V184H83ZM86 186V185H85ZM84 186V187H85ZM16 186L15 185H10V188H13V189H15V190H18V188L16 189L15 188ZM50 187V186H49ZM52 187V186H51ZM54 187V186H53ZM59 187V186H58ZM73 187V186H72ZM82 187V186H81ZM192 187V186H191ZM35 188V187H34ZM33 188V189H34ZM39 188H41V187H39ZM87 188H88V186H87ZM243 189V191H240V192H243V193H241V194H238V192L237 193H235V192H233L232 191V189ZM32 189V190H33ZM37 189V188H36ZM84 189H86V188H84ZM97 189V186H95L94 184L92 185V187L91 188H89V189H86V190H88L87 192H89L90 191V194L91 193H94L95 192V190ZM192 189V192H193V188H191ZM32 190L31 191H28L27 192V194H25V195H22V194H20V195H18V197H24V198H27V200H28V204H30L31 203V201H32V199L34 198V196H33V198H32ZM44 190V189H43ZM49 190H50V188H49ZM39 191V190H38ZM46 191H47V189H46ZM53 191H55V190H53ZM168 191V193H169V190H167ZM37 192V191H36ZM48 192V191H47ZM50 192V191H49ZM57 192V191H56ZM60 192V191H59ZM239 192V193H240ZM19 193V192H18ZM17 193V194H18ZM25 193V192H24ZM167 193V194H168ZM193 193V194H194ZM41 194H42V192H41ZM53 194V193H52ZM90 194L89 193H86V195L85 196H87V199H89V197H90ZM137 194V193H136ZM232 194H235V198H233V197H231V196H229V195H232ZM16 195V194H15ZM37 195H39V193L37 194ZM89 195V196H88ZM135 195V194H134ZM134 195H133V197H134ZM36 196V195H35ZM53 196H54V198H55V202L57 203L56 205H57V210H59L60 212H61V207H60V198H59V196H57L56 194H53ZM10 197V198H9ZM9 199H14L13 198V196H12V193L10 192L9 193ZM81 197V196H80ZM132 197V196H131ZM4 198V197H3ZM17 198V197H16ZM36 198V197H35ZM38 198H39V196H38ZM38 198H36L37 199V201H39V202H44V206H45V201H46V199H44L43 201H40V200H38ZM44 198H46V197H44ZM92 198V197H91ZM42 199H43V197H42ZM86 199V198H85ZM155 199V198H154ZM7 200V199H6ZM131 200H132V198H131ZM206 200H207V204H206ZM86 201H90V199L89 200H86ZM103 202H104V200H103ZM11 203H12V201H11ZM66 203V205L68 206V207H70V200H68L67 199V201L65 202ZM88 203H90V202H88ZM87 202L84 204V206H87V204H88ZM139 203V202H138ZM33 204V203H32ZM99 204V203H98ZM123 204V203H122ZM152 204V203H151ZM31 205V204H30ZM120 205V204H119ZM130 205V204H129ZM207 205V206H206ZM80 206H81V204H80ZM121 206V205H120ZM119 206V208H121L122 209V207L124 206V205H122V207H120ZM133 206H134V204H133ZM138 206V205H137ZM152 206H153V208H154V212L155 211H157V209H158V206H159V203H158V201L156 200V201H154V203L152 204ZM204 206H206L207 207V210H208V215H209V213L210 214H212L213 212L215 213V212H217V215H215L214 213V216H212L211 215V218H209V223H210V225H211V229L210 230H208V229H206V227H204V225L205 224H203V223H205V222H201V220L202 219H205L206 220V216H205V211L203 210V207ZM140 207V206H139ZM1 208V207H0ZM10 208V207H9ZM26 208V207H25ZM24 208V209H25ZM39 208H40V210L41 211H43V205H42V203H41V206H39ZM101 208V207H100ZM12 212H16L15 211V208L14 207H12ZM44 209H46V208H44ZM73 209V208H72ZM78 209H79V207H78ZM90 209V208H89ZM89 209H87V210H89ZM114 209H115V207H114ZM113 209V207H111V205L110 206H107L104 210H103V208H102V210H101V218L103 217L104 219H105V221H106V225H107V228H106V230H107V232H108V230L112 227V226H114L115 225V221L116 220H118L117 218H116V215H117V212L115 211ZM140 209V208H139ZM145 209V208H144ZM147 209V208H146ZM33 210H34V205L32 206V208L30 209V210H26V211H24L23 212V222H24V225H27L28 227H26V228H31L32 226H33V217H34V215L36 214V212H33ZM120 210V209H119ZM127 210V209H126ZM125 210V211H126ZM153 210V209H152ZM41 211L39 212L40 214H41ZM124 211V212H125ZM146 211L147 210H142L141 212H140V210L138 211V212H140L141 214H139L138 216H140V215H142L143 217V220H144V217H145V213H146ZM2 212V211H1ZM12 212H11V214H12ZM43 212H45V211H43ZM78 212V211H77ZM80 212V211H79ZM111 212V213H110ZM153 212V213H154ZM17 213V212H16ZM15 213V214H16ZM87 213V212H86ZM125 213H127V211L125 212ZM125 213H123V215H122V213H120L122 216H124V214ZM131 212H128L127 213V215H126V219L129 221V219H128V217L130 216L131 217V214H130ZM194 213H196L197 214V220L200 222V223H198L197 221H194V219H190V217L191 216H193V214ZM9 214H10V211H9ZM9 214H7V215H9ZM110 214L112 215L111 216V221L110 222H108V219H109V216H110ZM6 215V217H8ZM79 215V214H78ZM159 215V216H160ZM10 216V218H11V216L12 215H9ZM45 216V215H44ZM87 216V215H86ZM121 216V217H122ZM158 216V217H159ZM210 216V215H209ZM208 216V217H209ZM0 217L4 220V221H6L5 223H7V222H9V221H7V219L5 218V216H4V214H2V213H0ZM20 217V216H19ZM72 217V216H71ZM78 217V216H77ZM119 217H120V215H119ZM147 217V216H146ZM145 217V218H146ZM206 217V218H205ZM6 220H5V219ZM101 218H99V220L101 219ZM102 218V219H103ZM133 218H135V217H133ZM131 219V221H133L134 219ZM142 218L140 219V217H138L137 219H140V221L139 222H141V224H142ZM152 218V217H151ZM151 218H149V220L151 219ZM9 219V218H8ZM79 219V218H78ZM84 219V218H83ZM98 219V218H97ZM101 219V220H102ZM125 219V222H127V220ZM136 219V218H135ZM159 219V220H160ZM163 219H166V220H163ZM37 220V219H36ZM67 220V219H66ZM65 220V221H66ZM98 220V221H99ZM100 220V221H101ZM208 220V219H207ZM13 221V220H12ZM65 221H63V223H65ZM79 221H80V219H79ZM104 221V220H103ZM131 221H130V223H131ZM138 221V220H137ZM153 221V220H152ZM163 221H165V222H163ZM192 222V224L194 225V224H196V223H198L197 225L199 226L200 225V227H204V229H202V230H199V231H195V230H192L191 228H190V230H192L193 232L192 233H190L192 236H191V238L189 237V229L187 230V224H188V222ZM3 222V221H2ZM83 222V221H82ZM82 222H80L79 224H82ZM145 222V221H144ZM207 222V223H208ZM4 223V224H5ZM15 223H17L16 221L14 222V224H13V226H15ZM67 223V222H66ZM122 223H123V220H122ZM130 223H128V224H130ZM133 223H134V221H133ZM146 223H147V221H146ZM149 223H150V221H149ZM3 224V225H4ZM38 224H39V229L41 230V231H43V230H45V226H42V224H41V221H40V219H38ZM78 224V223H77ZM78 224V225H79ZM98 224V223H97ZM100 224H101V222H100ZM104 224H105V222H104ZM128 224H126V225H128ZM153 224H155V222L153 223ZM191 224V225H192ZM10 225V224H9ZM72 225V224H71ZM94 225V224H93ZM143 225H144V223H143ZM151 226H149V227H152L153 225H152V223L150 224ZM190 225V226H191ZM1 226V225H0ZM5 226V225H4ZM129 226V225H128ZM156 226H157V224H156ZM179 226H180V228H179ZM197 226V227H198ZM206 226V225H205ZM42 229H41V228ZM55 227V226H54ZM77 229H78V227L77 226H75ZM103 227H105V226H103ZM115 227V226H114ZM114 227H112V228H114ZM133 227H135V224L133 225ZM142 227V225H140V228ZM144 227V226H143ZM148 227V228H149ZM195 227V226H194ZM210 227V226H209ZM7 228V227H6ZM11 228V227H10ZM14 228V227H13ZM16 228V227H15ZM22 228V227H21ZM75 228V229H76ZM145 228H146V225H145ZM154 228H156L155 226H154ZM154 228H153V230H154ZM192 228H193V226H192ZM196 228V227H195ZM208 228V227H207ZM76 229V233H74V235H73V239H74V237H75V240H77V242L79 241V245H83L82 247H84V248H81V246L79 247L80 248V250L79 249H77V250H79V252L81 251V249L83 250V251H81V253L83 252L84 254H85V252H87V250H88V242H87V240H86V238H85V235H84V233L83 232H81L80 231V229H82L81 227H80V229L79 230H77ZM119 229V228H118ZM117 229V230H118ZM123 229V227L121 228V230ZM130 227H129V231H130ZM179 229H180V231L182 232V235H183V237L185 238V239H183V240H185V242L186 243H184V241H182L181 240V238H179L178 236H177V233H178V231H179ZM194 229V228H193ZM7 230H10V229H8L7 228ZM48 230H49V228H48ZM116 230V229H115ZM121 230H120V234L119 235H121ZM132 230V229H131ZM137 230V229H136ZM142 230V229H141ZM150 230H152L151 228H150ZM150 230H148L149 231V233L151 232ZM212 230V231H211ZM38 231V230H37ZM36 231V232H37ZM98 231V230H97ZM133 231V230H132ZM138 231V230H137ZM143 232H145V230H142ZM166 231H170L172 234L170 235L171 236V238H170V241L168 242L169 243V247L166 249V253H165V250H164V239H165V234H166ZM209 231H211L212 233H213V235H211L210 236V232ZM7 232V231H6ZM5 232V233H6ZM13 232H16L15 230L13 231ZM27 232V231H26ZM25 232V233H26ZM30 232H31V229H30ZM28 233V235L27 236H30L32 233ZM46 232V231H45ZM139 232H140V230H139ZM153 232V231H152ZM0 233H2V232H0ZM42 233V232H41ZM43 233H44V231H43ZM138 232H136L135 233V235L137 234ZM4 234V233H3ZM9 234H11V233H9ZM13 234V233H12ZM30 234V235H29ZM95 235H96V238H97V240H99V238H98V236H101L100 234H98V232L97 233H94ZM105 234H107L106 232H105ZM104 234V235H105ZM109 234V233H108ZM145 234H146V232H145ZM154 234V233H153ZM24 235H26V234H24ZM42 235V234H41ZM44 235V234H43ZM45 235H47V232L45 233ZM115 235V234H114ZM130 235V234H129ZM142 235H144V234H142ZM147 236H148V234H146ZM168 235V236H169ZM199 235H201L202 237L203 236H207L205 239H203V240H205V242H204V245H202V247H203V249H202V251H199L200 249H199V244L201 243H203V242H200V243H198V240H199ZM0 236H1V234H0ZM3 236V235H2ZM7 236V235H6ZM49 236H50V234H49ZM108 236V235H107ZM110 236V235H109ZM154 236V235H153ZM4 237V236H3ZM14 237H15V235H14ZM31 237V236H30ZM38 237H39V235H38ZM37 237V238H38ZM45 237V236H44ZM51 237V236H50ZM94 237V236H93ZM102 237V236H101ZM111 237V236H110ZM127 237H128V235H127ZM143 237H145V235L143 236ZM5 238H7V237H5ZM10 238V237H9ZM9 238H7V239H9ZM43 238V237H42ZM41 238V239H42ZM46 238V237H45ZM95 238V237H94ZM106 238V237H105ZM109 238V237H108ZM120 238V237H119ZM126 238V237H125ZM129 238V237H128ZM166 238H167V236H166ZM11 240H12V238H10ZM25 239V238H24ZM23 239V240H24ZM31 239V242H30V246L32 245V242H34L33 241V239L32 238H30ZM44 239V238H43ZM53 239H54V237H53ZM53 239H50V240H53ZM113 239V238H112ZM111 239V240H112ZM134 239V238H133ZM154 239V240H155ZM5 240V239H4ZM21 240V239H20ZM38 240L39 239H36V241L38 242ZM44 240H46V239H44ZM102 240V239H101ZM100 240V241H101ZM115 240V239H114ZM144 240V243H145V246H148V244H149V242H148V240H150L148 237H146V239H143ZM64 241V240H63ZM67 241H68V239H67ZM100 241H99V243H100ZM102 241H104V240H102ZM126 241V240H125ZM141 241H142V239H141ZM201 241V240H200ZM5 242V241H4ZM23 242V241H22ZM24 242H25V240H24ZM28 242V243H29ZM39 242L41 243L42 242V240L40 241L39 240ZM39 242L37 243V246H38V249L39 250H41L39 247ZM48 242V241H47ZM46 241L44 242V243H47ZM52 242V241H51ZM50 242V243H51ZM62 242V241H61ZM65 242V241H64ZM132 242V241H131ZM6 243V242H5ZM26 243V242H25ZM43 243V242H42ZM43 243V245H45ZM102 243V242H101ZM104 243H106V241L104 242ZM113 243V242H112ZM123 243V242H122ZM142 243V242H141ZM39 244V245H38ZM72 244V243H71ZM74 244V243H73ZM143 244V243H142ZM184 244H186L187 245V247H185L184 246ZM19 244H17V246H18ZM34 245V244H33ZM33 245L31 246V247H29V248H31L30 250H32V248H33ZM43 245H41V246H43ZM70 245V244H69ZM75 245V244H74ZM73 245V246H74ZM77 245V244H76ZM115 245V244H114ZM113 245V246H114ZM20 246V245H19ZM29 246V245H28ZM46 246V245H45ZM55 246H57V245H55ZM72 246V245H71ZM97 246H98V243H97ZM131 246V245H130ZM14 247V246H13ZM59 247V246H58ZM69 247V246H68ZM67 247V248H68ZM75 247H77V246H75ZM19 248V247H18ZM22 248H23V246H22ZM21 248V249H22ZM25 248V247H24ZM41 248H43V247H41ZM56 248V247H55ZM64 248V247H63ZM62 248V249H63ZM72 248V247H71ZM78 248V247H77ZM13 249V248H12ZM16 248H14V250H15ZM20 249V248H19ZM38 249H37V251H38ZM48 249H49V247H48ZM58 249V248H57ZM56 249V250H57ZM73 249H76V248H73ZM72 249V250H73ZM102 244H99V248H98V250H96V253H98V256H97V263L98 264H101V260H100V256H101V253H102ZM147 249V248H146ZM18 250V249H17ZM17 250H16V252H17ZM23 250V249H22ZM25 250H26V248H25ZM44 250H46V249H44ZM59 250V249H58ZM63 250H65V249H63ZM63 250H62V253H63ZM71 250V251H72ZM2 250L0 249V253H1V255H3L2 254V252H1ZM27 251H28V249H27ZM34 251V250H33ZM33 251H32V253H33ZM49 251V250H48ZM66 251V250H65ZM67 251H69V250H67ZM71 251H69L68 252V254H70L71 253ZM23 252V251H22ZM49 252H51V251H49ZM53 252V251H52ZM78 252V251H77ZM148 252V251H147ZM146 252V253H147ZM155 252V251H154ZM26 253V251L24 252V254ZM31 253V252H30ZM29 253V254H30ZM46 253V251L45 252H43V254H45ZM54 253V252H53ZM53 253H52V255H53ZM57 253V252H56ZM65 253V252H64ZM120 252H118V254H119ZM35 254V253H34ZM49 254V253H48ZM66 254V253H65ZM80 253H78L77 255L78 256H80L79 255ZM28 255V254H27ZM32 255V254H31ZM47 255V254H46ZM51 255V254H50ZM60 255V254H59ZM58 255V256H59ZM111 255V254H110ZM72 256V255H71ZM74 256L76 257V250H75V252H74ZM109 256V255H108ZM115 256V255H114ZM2 256H0V258H1ZM5 256H3V258H4ZM27 257H29V256H27ZM34 257V256H33ZM40 257V256H39ZM109 257H111V256H109ZM25 258H26V256H25ZM30 258H31V256H30ZM41 258V257H40ZM45 258H46V256H45ZM111 258H113V257H111ZM116 258V257H115ZM152 258V257H151ZM159 258V259H160ZM2 259V258H1ZM29 259V258H28ZM33 259V258H32ZM36 259H37V256H36ZM41 259H43V258H41ZM50 259V258H49ZM144 259H145V257H144ZM149 259V258H148ZM155 259V258H154ZM38 260V259H37ZM44 260V259H43ZM53 260V259H52ZM57 260V259H56ZM156 260H157V258H156ZM166 260V261H165ZM34 261V260H33ZM50 261V260H49ZM113 261V260H112ZM6 262V261H5ZM35 262V261H34ZM109 262V261H108ZM108 262H106V263H108ZM10 263V262H9ZM8 263V264H9ZM24 263V262H23ZM28 263V262H27ZM30 263V262H29ZM1 264V263H0ZM36 264V263H35ZM128 264H138V262L137 263H135V261L133 260V258H131V256H130V263L128 262Z\"/></svg>", "mask_w": 264, "mask_h": 264}, {"label": "flooded vegetation", "instance_id": "flooded-vegetation-1", "mask_svg": "<svg viewBox=\"0 0 264 264\" xmlns=\"http://www.w3.org/2000/svg\"><path fill=\"white\" fill-rule=\"evenodd\" d=\"M196 51L195 50H188V53H190V54H193V53H195ZM198 56V55H197ZM190 57H193V55H190ZM177 59H179V60H184V57L183 56H177L176 57ZM171 66H174L173 65V63L171 64ZM258 73H260V72H258ZM190 127V126H189ZM192 130V128L190 127V128H188V132H187V135H184V136H182V135H178V137H177V135L175 136H171L170 137V141H169V145H170V150L172 151V152H174L173 153V155L176 153V152H178V153H182V154H186V155H189L190 156V148L193 150V152L194 153H196L197 151L198 152H200V153H203V149H204V147H202L201 148V143H199L196 139H195V137H193V136H196V135H194V134H192L193 133V131H191ZM192 132V133H191ZM179 137L180 138H182V139H179ZM187 141H185V140ZM183 141H185L186 143H184ZM197 141V143H195ZM188 143V144H187ZM200 145H199V144ZM197 145L199 146V147H197ZM174 146V147H173ZM187 146V147H186ZM189 146V147H188ZM196 147V148H195ZM188 149H189V151H188ZM205 150V149H204ZM172 152L170 153L171 155H172ZM188 171H190V173L188 174V181L189 180H193L194 178H193V176H192V174H191V169H189ZM158 173V171H156V172H154V174H157ZM156 177H159L158 175H156ZM151 178V180H154V178L151 176L150 177ZM191 182V181H190ZM191 183H194V181H192ZM190 183V185H189V188H191V186H192V184ZM137 184H139V183H137ZM65 192H66V190H65Z\"/></svg>", "mask_w": 264, "mask_h": 264}, {"label": "crops", "instance_id": "crops-1", "mask_svg": "<svg viewBox=\"0 0 264 264\" xmlns=\"http://www.w3.org/2000/svg\"><path fill=\"white\" fill-rule=\"evenodd\" d=\"M196 61H199V58L198 59H196ZM195 61V62H196ZM190 63H193V61H191ZM185 69V70H184ZM146 70H148L147 72H146ZM150 71H152L153 73H158L159 74V78L161 79H163L164 80V74L162 75V74H160L161 72L163 73V70H161L160 68H155V69H153V70H149V69H138V70H136V72H134L135 73V77L139 80V81H143V79H145V77H146V75L150 72ZM160 71V72H159ZM181 72L184 74V76H190V74L193 72V69L192 68H190V69H186V63L185 62H182L181 63ZM139 74V75H138ZM177 74V75H176ZM170 77L172 78V80H171V83H172V81H177V79H178V70H177V68L176 67H172L171 65H170ZM144 76V77H143ZM198 77H196L195 79L196 80H194V87L195 86H197L198 84H199V75H197ZM141 77V78H140ZM148 77H149V75H148ZM174 77H176V78H174ZM187 77V78H188ZM142 79V80H141ZM161 79V80H162ZM173 82V84L174 83H176V82ZM196 81H197V84H196ZM128 85H129V87H132V84H131V82L130 81H128ZM135 99V94L134 93H132V95L127 99V100H122L121 101V106L122 107H124V108H127V109H129L130 107H131V105H129L128 104V101L129 100H134Z\"/></svg>", "mask_w": 264, "mask_h": 264}]
</instances>
